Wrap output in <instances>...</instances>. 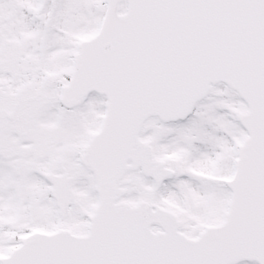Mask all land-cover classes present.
Here are the masks:
<instances>
[{
	"label": "snow or ice",
	"instance_id": "obj_1",
	"mask_svg": "<svg viewBox=\"0 0 264 264\" xmlns=\"http://www.w3.org/2000/svg\"><path fill=\"white\" fill-rule=\"evenodd\" d=\"M0 264H264V0H0Z\"/></svg>",
	"mask_w": 264,
	"mask_h": 264
}]
</instances>
